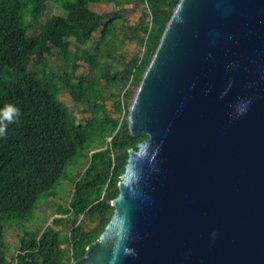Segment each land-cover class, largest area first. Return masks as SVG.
Masks as SVG:
<instances>
[{"label": "water", "instance_id": "95a60500", "mask_svg": "<svg viewBox=\"0 0 264 264\" xmlns=\"http://www.w3.org/2000/svg\"><path fill=\"white\" fill-rule=\"evenodd\" d=\"M128 124L149 137L72 264H264V0H180Z\"/></svg>", "mask_w": 264, "mask_h": 264}, {"label": "trees", "instance_id": "16d2710c", "mask_svg": "<svg viewBox=\"0 0 264 264\" xmlns=\"http://www.w3.org/2000/svg\"><path fill=\"white\" fill-rule=\"evenodd\" d=\"M134 2L146 7L140 21L129 24L124 6ZM179 2L0 0V108L13 103L21 109L0 136V264H72L104 232L130 150L149 137L130 133L129 110ZM50 4L60 13L43 22ZM92 4L121 9L101 15ZM96 33L94 46L85 48ZM130 42L144 51L127 60ZM78 105L90 113L80 122ZM82 152V170L69 177ZM64 178L73 185L69 205L57 206L46 228L24 230L11 261L6 225L33 219L41 200L57 198L54 188Z\"/></svg>", "mask_w": 264, "mask_h": 264}, {"label": "rangeland", "instance_id": "374dc122", "mask_svg": "<svg viewBox=\"0 0 264 264\" xmlns=\"http://www.w3.org/2000/svg\"><path fill=\"white\" fill-rule=\"evenodd\" d=\"M145 4H137L136 2L130 3L124 6L123 15L125 18L128 19L129 24H136L140 21L144 11H145ZM91 9L101 15L110 13L112 11L121 9L120 7H116L114 4L110 5H101V4H92ZM55 13H60L53 4H50L48 11L43 16L42 21L45 22L47 18L52 16ZM100 34L96 33L94 35L93 42L85 45L84 47L94 46L95 42L99 39ZM144 48L138 45L136 42H130L124 49L125 57L129 60L132 57L139 56L143 53ZM53 63L58 64L59 61L53 57ZM120 65V64H119ZM86 69H82L81 72H85ZM66 101L70 106H73L74 103L72 100L66 98ZM87 107L84 105H78L76 107V115L78 117L79 122L83 121L84 118L90 117V113H83L82 111L85 110ZM108 109L112 111L113 101H108ZM84 166V157L83 152L78 154L74 160L72 166L67 169V174L69 177L76 178L78 173L82 170ZM73 185L71 184L70 180L67 178L62 179L57 186L54 188L57 198H52L51 200L46 201V199L41 200L38 204L36 210L34 211V217L30 221L22 223L21 221H14V223H9L6 225L5 230V237L7 247L9 249L8 256L9 259L12 261V258L16 256L18 253V249L20 246V237L24 234V230L26 231H34L39 228H46L50 225L54 219V211L57 210V206L64 205L67 207L72 198V190ZM46 222V223H45ZM61 229V227H58Z\"/></svg>", "mask_w": 264, "mask_h": 264}, {"label": "clouds", "instance_id": "9594fccd", "mask_svg": "<svg viewBox=\"0 0 264 264\" xmlns=\"http://www.w3.org/2000/svg\"><path fill=\"white\" fill-rule=\"evenodd\" d=\"M21 109L13 104L7 103L0 108V136L7 134L8 122L19 120Z\"/></svg>", "mask_w": 264, "mask_h": 264}]
</instances>
